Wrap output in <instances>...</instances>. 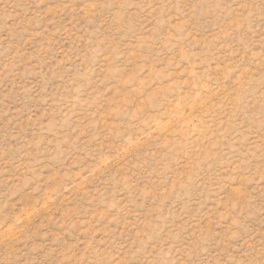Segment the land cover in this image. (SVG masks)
<instances>
[{"label": "rangeland", "instance_id": "374dc122", "mask_svg": "<svg viewBox=\"0 0 264 264\" xmlns=\"http://www.w3.org/2000/svg\"><path fill=\"white\" fill-rule=\"evenodd\" d=\"M0 264H264V0H0Z\"/></svg>", "mask_w": 264, "mask_h": 264}]
</instances>
